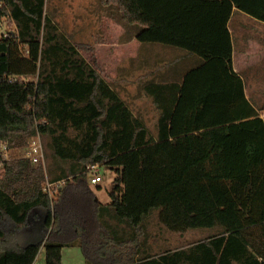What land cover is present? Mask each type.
<instances>
[{"label":"trees","instance_id":"trees-1","mask_svg":"<svg viewBox=\"0 0 264 264\" xmlns=\"http://www.w3.org/2000/svg\"><path fill=\"white\" fill-rule=\"evenodd\" d=\"M136 40L200 59L176 79L142 80L151 131L60 31L47 0H0V264H264V119L233 68L238 12L264 23V0H101ZM32 78L33 80H29ZM44 142L47 168L2 148ZM43 145V144H42ZM116 174L103 204L92 169ZM53 185L45 192V185ZM168 231L211 230L151 253L147 219Z\"/></svg>","mask_w":264,"mask_h":264},{"label":"rangeland","instance_id":"rangeland-1","mask_svg":"<svg viewBox=\"0 0 264 264\" xmlns=\"http://www.w3.org/2000/svg\"><path fill=\"white\" fill-rule=\"evenodd\" d=\"M47 2L49 15L53 16L66 38L80 48L81 57L118 92L134 114L145 120L149 129L153 131L157 113L152 101L145 98L141 91L142 80L158 81L162 74L158 72L145 74L139 78V82L136 81L140 75V72H136L135 62L139 45L134 39L137 27L125 24L117 9L104 7L101 0H47ZM13 30L15 25L4 21L0 26V37L3 33ZM252 86L248 87V93L264 119V81L261 80L257 89ZM41 143L44 148V142ZM25 153L26 150H12L9 157L22 158ZM49 164L52 162L45 159L44 167L47 168ZM98 168L103 180L91 188L98 200L105 204L110 201L108 192L113 187L116 174L108 167ZM147 226L153 255L188 247L211 233V230H192L185 234L170 232L160 224L159 211H154L147 219ZM62 255L63 264H88L78 243L64 248ZM34 264H45L44 248L41 249Z\"/></svg>","mask_w":264,"mask_h":264},{"label":"crops","instance_id":"crops-1","mask_svg":"<svg viewBox=\"0 0 264 264\" xmlns=\"http://www.w3.org/2000/svg\"><path fill=\"white\" fill-rule=\"evenodd\" d=\"M229 30L233 41L234 71L244 80L247 98L257 107L251 100L248 87L253 85L252 87L257 89L261 80L264 81V23L236 12L230 20ZM134 39L136 40V35ZM135 62L136 72H140L137 82L143 75L156 72L162 74L161 78L173 81L186 70L198 65L200 59L177 49L139 43ZM97 170L100 176V169L97 168Z\"/></svg>","mask_w":264,"mask_h":264},{"label":"built area","instance_id":"built-area-1","mask_svg":"<svg viewBox=\"0 0 264 264\" xmlns=\"http://www.w3.org/2000/svg\"><path fill=\"white\" fill-rule=\"evenodd\" d=\"M26 153H25V158L30 159L32 161L33 164H40V163H44V149L41 143V139L40 137H36L31 143L30 145L25 149ZM2 153H3V157L4 159H9V151L7 149L6 146H3L2 148ZM98 167H95L92 169V173H93V177L91 179V183L92 185H97L99 182L102 181V178L100 176H98ZM1 169V166H0ZM53 185L47 183L45 185V192H50L52 190Z\"/></svg>","mask_w":264,"mask_h":264}]
</instances>
